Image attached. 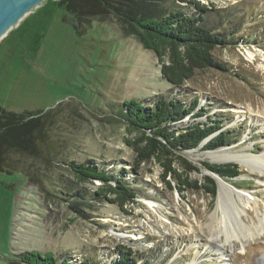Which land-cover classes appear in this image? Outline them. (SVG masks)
Masks as SVG:
<instances>
[{
	"label": "rangeland",
	"instance_id": "1",
	"mask_svg": "<svg viewBox=\"0 0 264 264\" xmlns=\"http://www.w3.org/2000/svg\"><path fill=\"white\" fill-rule=\"evenodd\" d=\"M59 1L44 0L0 42V105L32 113L60 103L50 143H59L53 176L66 200L42 194L23 173L0 170V264H15L20 254L33 250L50 252L58 260L91 257L110 264L118 256V245L135 249L139 264L144 260L151 264H264V231L251 240L232 239L234 245L232 240L218 241H225V235L214 241L206 227L216 210L220 181L230 186L241 206L237 192L249 196L251 203L244 214L249 222L264 218V171L248 163L213 161L209 155L214 150L203 149L206 140L185 153L202 169L189 173L191 179L208 174L200 161L237 163L241 171L228 180L216 175L217 193L212 198L203 190L180 191L169 176L170 188L161 164L138 162L125 142L136 134L127 133L117 111L125 99L149 103L168 91L170 86L161 78V64L138 37L127 36L114 20H94L83 29L76 28ZM198 1L209 8L213 3L215 10L208 15V25L216 32L233 31V41L214 52L227 71L205 69L182 90L170 87L171 94L182 93L187 104L197 99L199 107L206 109L201 116H187L177 126L215 118L228 132V141L220 149L230 154L261 155L264 0ZM180 3L186 8L193 6ZM72 162H89L121 174L137 185V201L126 206L125 212L97 196L102 182H76L66 171ZM137 166L138 173L134 171ZM176 167L183 171L180 164Z\"/></svg>",
	"mask_w": 264,
	"mask_h": 264
},
{
	"label": "trees",
	"instance_id": "2",
	"mask_svg": "<svg viewBox=\"0 0 264 264\" xmlns=\"http://www.w3.org/2000/svg\"><path fill=\"white\" fill-rule=\"evenodd\" d=\"M180 2H190L193 6L186 8ZM59 4L69 12L78 29H83L94 20L110 19L116 21L127 36L138 37L144 48L157 57L161 64L162 81L171 88L182 90L198 71L210 68L227 71L225 63L219 61L214 52L218 48L228 47L233 41L234 32H216L208 25V15L215 10L213 3L211 8L198 0H60ZM169 88L164 95L155 97L153 102L125 99L119 105L118 120L124 124L128 134H136L134 139L127 137L125 142L136 153L138 162L154 160L161 164L164 168L163 178L170 188L173 185L167 179L169 176L176 181L174 187L180 191L203 190L214 198L217 183L213 174L226 180L233 179L241 173L240 166L237 163L200 161L209 173L191 179L189 173L202 172V169L185 153L196 149L206 140L204 150L218 149L227 143L228 132L222 130V122L215 118L207 123L190 120L188 125L177 126L187 116L193 113L192 116H201L206 109L199 107L197 99L187 104L180 95L182 93L173 95ZM59 106L60 103L46 111L18 113L0 105V170L23 173L38 186L42 194L64 199L59 194V188H56L57 179L53 176L54 155L59 152V143L58 140L56 145L50 143L53 140L50 138L53 131L51 126L57 121ZM196 109L201 112H195ZM113 118L116 120L115 115ZM219 130L217 135L209 138ZM176 164H180L182 172ZM138 170L139 166L134 169L136 173ZM66 171L79 183L100 180L103 185L96 195L111 201L125 212L126 206L137 201V185L129 183L121 174L110 173L89 162L79 165L72 162L67 164ZM118 246V256L110 264H139L141 258L135 249L128 245ZM14 263L101 264L91 257L80 260L64 257L58 260L50 252L36 250L23 252ZM142 264L151 263L144 260Z\"/></svg>",
	"mask_w": 264,
	"mask_h": 264
},
{
	"label": "bare ground",
	"instance_id": "3",
	"mask_svg": "<svg viewBox=\"0 0 264 264\" xmlns=\"http://www.w3.org/2000/svg\"><path fill=\"white\" fill-rule=\"evenodd\" d=\"M209 156L216 162L235 161L241 164L248 163L252 168H256L258 165V168L264 171V153L258 156L230 154L229 152H225V150L218 148L212 151ZM237 197L243 202V206L236 201V197L231 191L230 186L224 181L219 182V189L216 196V210L210 216V220L206 224V227L209 230L208 236L214 241L222 239L221 235L227 236L225 241L218 240L221 243H226L232 239H239L242 241L243 237L251 240L255 235H261L263 233L264 218H260L259 220L253 218L252 222H249L244 215L245 212H247L245 208L251 203V200L248 198L249 196L237 192ZM201 230L204 232L203 227ZM233 243L235 245V241H233Z\"/></svg>",
	"mask_w": 264,
	"mask_h": 264
},
{
	"label": "water",
	"instance_id": "4",
	"mask_svg": "<svg viewBox=\"0 0 264 264\" xmlns=\"http://www.w3.org/2000/svg\"><path fill=\"white\" fill-rule=\"evenodd\" d=\"M44 0H0V42L17 28ZM209 173V172H208ZM217 174H213L218 186ZM219 176V175H218ZM221 177V176H219Z\"/></svg>",
	"mask_w": 264,
	"mask_h": 264
}]
</instances>
